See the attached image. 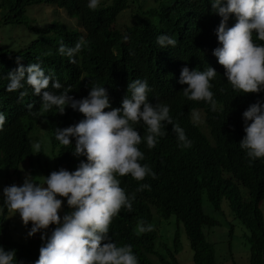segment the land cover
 Here are the masks:
<instances>
[{"label":"trees","instance_id":"16d2710c","mask_svg":"<svg viewBox=\"0 0 264 264\" xmlns=\"http://www.w3.org/2000/svg\"><path fill=\"white\" fill-rule=\"evenodd\" d=\"M87 4L88 0H0V28L18 27L26 32L12 35L10 40L0 35V113L7 117V123L0 131V168L11 174L20 175L23 162L29 164L33 181H39L42 174H48L49 168L41 167L42 162L34 159L40 153L34 154L28 135L38 123L40 111L50 122L51 130L47 135L55 167L71 172L81 161H87L85 156L73 154L74 138H70L71 145L63 146L54 136L56 128L76 121L74 111L66 107L61 115L53 107L43 112L42 96L33 94L26 83L20 90L28 92L23 100L19 99V91L6 90L9 72L18 67L17 58L25 68L29 64L40 63L46 76L51 75L53 80L71 89L68 94L86 87L88 95L91 87L100 85V79L107 74L120 86L125 79L130 83L137 78L146 79L151 84L157 79L159 93L164 95L165 83L171 87L178 86L176 73L179 67L191 65L200 46L208 49L211 38L218 43L215 30L221 17L212 9L210 0H102L95 11L90 10ZM34 6L61 9L68 18L76 19L80 28L68 27L57 19L41 28L27 14L28 9ZM235 23L236 17H233L227 26ZM161 34L175 38L176 46L162 48L157 43ZM81 37L88 44L75 57L76 63H70L68 57L59 54L58 48L61 43L74 47ZM47 41L49 46L41 48ZM257 43L264 42L257 40ZM171 64L180 65L171 70ZM47 90L58 94L63 88L52 89L50 81ZM162 99L170 105L174 118L184 120L193 109L184 98L175 103ZM29 104H32L31 109ZM217 107L230 111L225 103L220 105L217 102ZM135 127L142 137L146 135L143 123ZM209 127V137H202L190 148L178 149L173 144L162 143L169 136L159 137L153 154L147 151L145 155L157 179L148 177L144 181L133 182L130 175L118 177L121 187L127 188L129 195L135 193V200L131 212L121 211L119 214L122 216L114 218L109 235L118 246L132 245L139 264H179L175 258L177 235L169 247L165 240L159 241L155 229L161 220L168 223L171 217L183 227L192 252V263L216 264L215 249L206 240L204 230L219 223L204 213V196L213 212L223 214L225 205L229 218L233 217L247 230L248 264H264V221L259 210L264 199V161L257 163L254 160L250 164L240 156L232 138L221 131L220 121L211 120ZM3 152L13 155L1 154ZM140 183L149 184L151 190L136 192ZM61 199L62 218L74 209L68 207L66 199ZM140 220L153 225L154 230L138 235L136 229ZM31 226V223L25 225L27 232ZM55 227L50 225L44 231L50 235ZM232 233L231 229L230 235ZM40 237L41 232H37L31 237L27 235L25 240L13 238L3 196L0 199V246L6 251L15 250L14 264H35L39 249L46 242Z\"/></svg>","mask_w":264,"mask_h":264},{"label":"clouds","instance_id":"9594fccd","mask_svg":"<svg viewBox=\"0 0 264 264\" xmlns=\"http://www.w3.org/2000/svg\"><path fill=\"white\" fill-rule=\"evenodd\" d=\"M210 2L221 17L215 30L219 44L211 38L208 49L200 46L192 64L179 67L178 86L165 83L164 95L159 93L157 79L153 84L146 79L137 78L131 83L125 79L120 86L107 74L100 79V85L91 87L88 95L86 87L68 94L71 89L53 80L51 75L46 76L40 63L25 68L17 58L18 67L9 72L6 90L19 91V99L23 100L28 92L20 90L26 83L33 94L42 96L43 112L53 107L61 115L66 107L74 111L76 121L56 128L54 136L63 146L71 145L70 138H74L73 154L87 158L75 171L55 167L47 135L51 130L50 122L40 111V119L28 135L34 154L40 153L34 159L42 162L41 167L49 168L48 174L33 181L27 162L21 164L18 176L0 168V199L4 196L8 218L10 210L19 213L24 225H32L27 235L31 237L41 232V240L46 241L39 249L35 264H139L132 245L118 246L109 231L121 211H132L135 200V193L129 195L118 177L130 175L133 182L148 177L157 179L145 155L147 151L153 154L159 137L169 136L162 143L173 144L178 149L190 148L202 137H209L210 121L216 120L220 121L221 131L237 145L240 156L250 164L254 160L264 161V43H257V40L264 42V0ZM99 5L100 0H88L87 7L95 11ZM233 17L236 23L228 27L227 22ZM157 43L162 48L175 47L177 40L161 34ZM87 44L81 37L74 47L61 43L58 52L75 64V57ZM180 64H171V70ZM50 81L52 89L63 88V91L58 94L48 91ZM162 97L170 103L184 98L193 109L184 120L174 118L170 105ZM217 102L228 104L230 111L217 107ZM28 107L31 109L32 104ZM6 123L7 117L0 113V131ZM141 123L146 126L143 137L135 127ZM24 166L28 177L23 184L7 186L22 179ZM144 190L150 191L151 186L140 183L136 192ZM57 197L66 199L68 207L74 209L62 218L63 201ZM162 223L167 224L161 220L159 227L155 226L159 238L163 235L159 233ZM50 225L56 227L48 235L44 230ZM11 227L13 230L12 222ZM153 230V225L140 220L136 232L139 235ZM14 262L15 250L6 251L0 246V264Z\"/></svg>","mask_w":264,"mask_h":264},{"label":"rangeland","instance_id":"374dc122","mask_svg":"<svg viewBox=\"0 0 264 264\" xmlns=\"http://www.w3.org/2000/svg\"><path fill=\"white\" fill-rule=\"evenodd\" d=\"M102 0H100L101 2ZM42 6V5H41ZM34 6L28 9V15L31 19L35 21V25L43 28L45 24L52 23L54 20H59L68 27L74 29H79V23L76 19L68 18L66 13L61 9H56L54 7H41ZM18 33L26 32L22 28H13L11 26H2L0 28L1 37H6L8 40L13 39L12 35H19ZM1 39V38H0ZM22 44V43H21ZM49 42L44 43L41 48H47ZM22 172V179L13 181L10 185L21 186L26 177H28L27 168L24 166ZM1 178V176H0ZM60 199V197H57ZM202 209L205 214L210 217L215 218L219 225L212 229H205L204 234L206 240L213 244L215 249V263L216 264H248L249 257V247H247V242L245 236L248 232L243 226L233 217L229 218V215L223 205L224 213H215L210 208L206 199H202ZM259 209L263 216L264 221V199L259 204ZM9 218L12 222L13 230L12 236L15 239L25 240L27 236V230L25 225L22 223L19 213H13L10 210ZM159 227V226H158ZM157 227V228H158ZM232 229V234L230 235V230ZM159 233H163V236L159 240L167 239L166 243L171 247V240L177 235L178 239V251L176 255V260L179 264H193L192 263V252L189 246L188 239L184 233L181 224H176L175 218L171 217L167 224L162 223L159 228Z\"/></svg>","mask_w":264,"mask_h":264}]
</instances>
